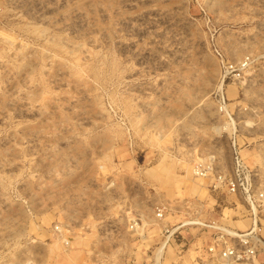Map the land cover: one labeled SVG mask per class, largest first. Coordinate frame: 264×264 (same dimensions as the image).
<instances>
[{
    "label": "rangeland",
    "instance_id": "rangeland-1",
    "mask_svg": "<svg viewBox=\"0 0 264 264\" xmlns=\"http://www.w3.org/2000/svg\"><path fill=\"white\" fill-rule=\"evenodd\" d=\"M235 158L264 225V0H0V264H199Z\"/></svg>",
    "mask_w": 264,
    "mask_h": 264
},
{
    "label": "built area",
    "instance_id": "built-area-1",
    "mask_svg": "<svg viewBox=\"0 0 264 264\" xmlns=\"http://www.w3.org/2000/svg\"><path fill=\"white\" fill-rule=\"evenodd\" d=\"M209 170V167L201 164L194 166V172L199 176H207ZM244 170L245 167L242 161L235 158L232 169L233 176H228L227 178L217 174L216 183L224 185L231 193L242 195L244 201L248 203V207L253 212L252 224L248 229L239 231L227 225L225 227L219 225L214 220H185L178 225L181 228L193 224L200 229H208L210 231L205 245L200 248L202 257L198 259L199 264H257L259 253L263 252L264 247L262 248L261 244H259L261 239H259L258 235L264 230V225L259 223V226H257L255 209L252 208V201L261 200L263 195L259 193L257 196L251 189L244 186L242 182L238 183ZM156 215L157 217H162L161 209H157ZM133 226L134 224L130 225V228H133ZM169 234L172 235V232L170 231Z\"/></svg>",
    "mask_w": 264,
    "mask_h": 264
},
{
    "label": "bare ground",
    "instance_id": "bare-ground-1",
    "mask_svg": "<svg viewBox=\"0 0 264 264\" xmlns=\"http://www.w3.org/2000/svg\"><path fill=\"white\" fill-rule=\"evenodd\" d=\"M196 221H197V220H196ZM170 235H171V234H170ZM164 245H165V244L161 243V245L157 248V252H156V254H155L156 256L154 255V258H155V259H154V260H155V261H154V264H155L156 262H158V261H157V260H158V257H159L158 255H159V254L161 253V251L163 250Z\"/></svg>",
    "mask_w": 264,
    "mask_h": 264
},
{
    "label": "crops",
    "instance_id": "crops-1",
    "mask_svg": "<svg viewBox=\"0 0 264 264\" xmlns=\"http://www.w3.org/2000/svg\"><path fill=\"white\" fill-rule=\"evenodd\" d=\"M249 226H250V225H248V227H249ZM248 227H247V228H248Z\"/></svg>",
    "mask_w": 264,
    "mask_h": 264
}]
</instances>
